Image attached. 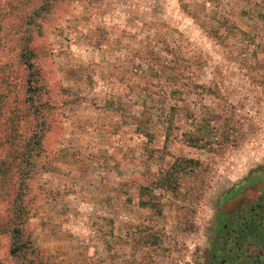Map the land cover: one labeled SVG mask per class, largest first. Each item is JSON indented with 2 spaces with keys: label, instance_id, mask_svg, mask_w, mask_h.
I'll return each mask as SVG.
<instances>
[{
  "label": "rangeland",
  "instance_id": "1",
  "mask_svg": "<svg viewBox=\"0 0 264 264\" xmlns=\"http://www.w3.org/2000/svg\"><path fill=\"white\" fill-rule=\"evenodd\" d=\"M28 1L0 0V79L23 82L32 32L52 106L28 179L35 246L47 264H196L220 196L264 174V0H59L39 35L26 22L53 0ZM21 115L0 160L37 129ZM10 245L0 231V264H18Z\"/></svg>",
  "mask_w": 264,
  "mask_h": 264
},
{
  "label": "trees",
  "instance_id": "2",
  "mask_svg": "<svg viewBox=\"0 0 264 264\" xmlns=\"http://www.w3.org/2000/svg\"><path fill=\"white\" fill-rule=\"evenodd\" d=\"M58 1L53 0L50 4L43 2L39 8L33 10L26 25L35 29L39 35L42 25L37 21L43 18L45 12L53 10ZM30 3L29 0L23 5L27 6ZM1 10L0 2V12ZM35 40L36 36L32 32L24 38L21 64L25 69V77L19 87H14L11 83L3 82L0 79V121L3 119L4 123H8V125L0 123V148L5 144L4 129L8 127L13 133L12 114L14 111L18 114L22 113L26 117L24 119H30L32 125L35 124L33 129L37 128L33 130L32 135L21 138L18 161L15 159L0 160V193L6 192L11 198L9 210L1 222L0 231L10 237L9 253L18 264H47L46 261L49 260L48 252L35 246L34 240L28 233L27 224L32 202V199L27 197L28 179L32 177L35 158H40L44 151L48 114L52 109L51 104L46 100V88L48 87L45 86V80L42 79L43 65L38 54L39 48L34 43ZM32 109L34 110L32 111ZM135 124L138 131H143L138 122ZM189 167L191 166L188 163L175 164L174 170L167 173L161 185H173L177 175Z\"/></svg>",
  "mask_w": 264,
  "mask_h": 264
},
{
  "label": "flooded vegetation",
  "instance_id": "3",
  "mask_svg": "<svg viewBox=\"0 0 264 264\" xmlns=\"http://www.w3.org/2000/svg\"><path fill=\"white\" fill-rule=\"evenodd\" d=\"M259 188L254 195L253 191ZM264 199V174L251 172L225 191L217 203L208 244L196 264H243L237 231L242 213ZM253 216L252 214L250 215Z\"/></svg>",
  "mask_w": 264,
  "mask_h": 264
},
{
  "label": "water",
  "instance_id": "4",
  "mask_svg": "<svg viewBox=\"0 0 264 264\" xmlns=\"http://www.w3.org/2000/svg\"><path fill=\"white\" fill-rule=\"evenodd\" d=\"M239 228L243 264H264V199L242 213Z\"/></svg>",
  "mask_w": 264,
  "mask_h": 264
}]
</instances>
